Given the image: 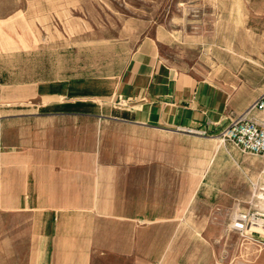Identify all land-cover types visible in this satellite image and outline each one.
Here are the masks:
<instances>
[{
  "label": "rangeland",
  "instance_id": "rangeland-1",
  "mask_svg": "<svg viewBox=\"0 0 264 264\" xmlns=\"http://www.w3.org/2000/svg\"><path fill=\"white\" fill-rule=\"evenodd\" d=\"M152 47L164 69L213 81L234 117L264 91V0H0V78L17 89L65 81L80 98L123 111L126 97L112 94L140 48ZM182 133L176 156L192 173L191 205L175 225L146 226L145 264L264 263V247L230 227L254 204L264 156L242 154L221 133ZM16 213L0 210V264H32L29 227Z\"/></svg>",
  "mask_w": 264,
  "mask_h": 264
},
{
  "label": "crops",
  "instance_id": "crops-1",
  "mask_svg": "<svg viewBox=\"0 0 264 264\" xmlns=\"http://www.w3.org/2000/svg\"><path fill=\"white\" fill-rule=\"evenodd\" d=\"M165 68L153 47L140 48L112 94L126 97L123 111L52 91L65 81L17 89L0 78V210L26 219L32 264H145L146 226L187 212L192 173L176 140L188 129L221 133L233 116L213 81ZM76 101L94 105L57 107Z\"/></svg>",
  "mask_w": 264,
  "mask_h": 264
},
{
  "label": "built area",
  "instance_id": "built-area-1",
  "mask_svg": "<svg viewBox=\"0 0 264 264\" xmlns=\"http://www.w3.org/2000/svg\"><path fill=\"white\" fill-rule=\"evenodd\" d=\"M221 137L225 143L231 144L242 154L264 156V91L243 112L231 118L221 132ZM251 184L254 204L248 210L237 211L232 217L230 227L241 238L264 247V168L258 179L251 181Z\"/></svg>",
  "mask_w": 264,
  "mask_h": 264
},
{
  "label": "trees",
  "instance_id": "trees-1",
  "mask_svg": "<svg viewBox=\"0 0 264 264\" xmlns=\"http://www.w3.org/2000/svg\"><path fill=\"white\" fill-rule=\"evenodd\" d=\"M57 87L58 88H52V91L53 92H62L64 90H67V93L66 94L68 96H70V97L71 96L79 95L78 92L71 91L70 90V85L67 84L66 82H60V83H58V86ZM89 105H94V103H92V102H83V101H76L74 103L67 102V103H64L61 106H57V107L60 108L59 110H61V111H73V110H81L84 106H89Z\"/></svg>",
  "mask_w": 264,
  "mask_h": 264
},
{
  "label": "bare ground",
  "instance_id": "bare-ground-1",
  "mask_svg": "<svg viewBox=\"0 0 264 264\" xmlns=\"http://www.w3.org/2000/svg\"><path fill=\"white\" fill-rule=\"evenodd\" d=\"M219 139H221V140H222V138H220V137H219Z\"/></svg>",
  "mask_w": 264,
  "mask_h": 264
}]
</instances>
